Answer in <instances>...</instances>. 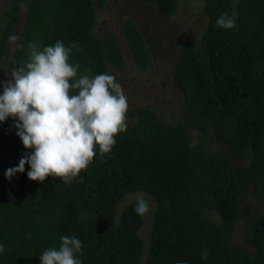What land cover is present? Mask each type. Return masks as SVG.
Returning <instances> with one entry per match:
<instances>
[{"label":"trees","instance_id":"trees-1","mask_svg":"<svg viewBox=\"0 0 264 264\" xmlns=\"http://www.w3.org/2000/svg\"><path fill=\"white\" fill-rule=\"evenodd\" d=\"M201 1L204 30L197 41L178 45L172 70L182 95L179 121L164 122L151 107L139 108L111 153L101 157L97 148L75 180L32 181L27 164L4 180L0 264H41L42 252L58 249L65 236L81 241L82 264H264V207L247 223L246 240L255 249L231 243L241 196L250 190L264 200V0ZM153 3L163 16L176 11V0ZM226 12L237 15L230 30L216 25ZM93 24V0H10L0 13V94L11 69L28 61L30 43L71 47L69 62L79 65L78 77L107 73V64L121 69L120 39L109 30L97 37ZM121 30L130 59L145 67L148 51L139 28L124 18ZM15 124L12 117L0 122V176L33 151L23 146ZM188 129L200 133L193 143ZM209 136L246 162L207 151ZM137 190L155 201L145 251L138 232L142 216L135 212L145 197L128 201L116 217L123 195ZM204 210L215 211L218 221Z\"/></svg>","mask_w":264,"mask_h":264},{"label":"clouds","instance_id":"clouds-1","mask_svg":"<svg viewBox=\"0 0 264 264\" xmlns=\"http://www.w3.org/2000/svg\"><path fill=\"white\" fill-rule=\"evenodd\" d=\"M236 19L235 12H226L216 25L230 30ZM28 48V61L12 68L11 80L4 83L0 122L12 117L23 146L33 151L5 176L11 179L23 173L27 164L29 180L43 183L55 177L69 183L93 162L97 148L101 157L111 153L115 137L127 127V97L113 75L78 77L79 65L69 62L71 47L63 42L42 49L30 43ZM148 211V202L138 198L135 212L143 216ZM4 251L0 245V253ZM81 253V241L65 236L58 249L44 250L39 259L41 264H82ZM206 258L205 250L202 259Z\"/></svg>","mask_w":264,"mask_h":264},{"label":"rangeland","instance_id":"rangeland-1","mask_svg":"<svg viewBox=\"0 0 264 264\" xmlns=\"http://www.w3.org/2000/svg\"><path fill=\"white\" fill-rule=\"evenodd\" d=\"M10 0H0V13ZM93 0L94 24L92 31L101 37L106 30L112 31L119 39L124 55V64L116 69L106 65L107 73L113 75L122 86L127 97V124L138 116L136 110L151 107L155 118L164 122L175 123L180 119L182 95L176 88L173 79V65L177 47L185 41H197L206 25L207 18L202 12L201 0H176V11L172 16H163L155 7L153 0ZM131 18L139 28L148 51L145 67H137L130 59L125 48L121 22ZM20 20L17 21L15 36ZM10 43L12 42L9 40ZM10 72L6 73L7 77ZM189 142L193 143L200 136L199 131L188 129ZM209 150H221L232 163L244 164L242 160L230 153L226 146L208 137L206 147ZM8 179L5 173L0 176V184ZM144 196L149 204V211L142 216V224L138 232L143 240L144 251L149 241L152 213L155 207L154 199L142 190L126 192L116 207L118 218L123 206L131 199ZM239 203L242 215L236 220L231 232V243L234 246L254 250L255 246L246 240L247 223L250 216L263 212L264 200L256 198L250 190L246 191ZM209 218L218 221V215L213 210H204Z\"/></svg>","mask_w":264,"mask_h":264}]
</instances>
